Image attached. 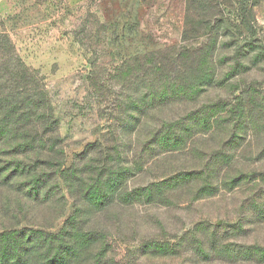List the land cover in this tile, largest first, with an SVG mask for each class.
<instances>
[{
  "label": "rangeland",
  "instance_id": "1",
  "mask_svg": "<svg viewBox=\"0 0 264 264\" xmlns=\"http://www.w3.org/2000/svg\"><path fill=\"white\" fill-rule=\"evenodd\" d=\"M0 45V58L12 56L4 71L23 73L25 86L46 99L59 122L49 145L21 160L31 167L48 163L57 172L86 170L92 174L82 175L78 187L89 194L103 159L91 151L82 161L85 152L122 140L126 165L133 166L159 121L184 118L187 110L210 113L208 132L193 137L182 154L149 163L125 191L208 166L220 172L219 193L173 206L144 200L114 207L109 225L99 218L96 226L107 231L117 264H264V0H0ZM180 73L200 82L197 103L166 107L138 133L131 121V134H121L131 107L172 90ZM207 73L216 76L214 86L205 85ZM130 138L137 143L131 148ZM203 152L208 157L197 159ZM222 154L226 167L216 160L208 165ZM14 187L0 193V234L11 231L13 241L34 230L58 232L64 214L72 213L71 201L63 210L55 201L50 211Z\"/></svg>",
  "mask_w": 264,
  "mask_h": 264
},
{
  "label": "trees",
  "instance_id": "2",
  "mask_svg": "<svg viewBox=\"0 0 264 264\" xmlns=\"http://www.w3.org/2000/svg\"><path fill=\"white\" fill-rule=\"evenodd\" d=\"M4 41L9 45L7 40ZM11 59V52L4 53L0 58V157H4L0 160V193L11 191L16 185L23 195L34 198L36 203L46 206L50 211L57 203L62 210L66 209L67 201H71L72 213L68 216L64 214L66 217L64 216L58 232L34 230L29 236L28 233L17 234L13 241L11 231H4L3 235L0 234V264H117V259L104 238L107 231L96 226L99 218L105 220V227L109 225L106 218L114 207H134L144 200L163 207L173 206L175 201L181 199L194 201L201 197H214L219 193L220 172H217L215 167L208 166L203 167L201 171L181 170L163 174L156 180L155 185L145 190L132 192L130 195H126L125 191L127 180L143 174L149 163L163 154L169 156L168 158L182 154L193 137L210 130L212 120L206 109L187 110L184 118L171 122L159 121L154 140L141 143L143 153L140 152L133 166L126 165L129 156L123 152L126 145L122 140L116 139L112 148L105 147L102 150L100 145H97L85 152L82 161L92 156L91 151L103 159L92 180V184H95L94 194L78 187L82 184V175L92 174L86 170L76 167L73 171L63 172L58 168L57 172L55 167L48 163H39L37 167L33 166L34 168L24 164L20 157L33 155L46 148L49 145L48 135H55L59 131V122L46 99L41 94L34 97V88L31 85L25 86L27 83L23 73L4 71L5 62ZM164 79H167V75ZM202 79L207 83V87L216 83L214 73H207ZM173 81L175 86L170 91H162L161 97L150 94L143 102L131 107L133 116L121 126V134H131L132 130L128 129L131 128V121L136 123L134 131L137 130L138 133L151 116L157 117L169 106L194 105L198 96L204 93L201 87H197L200 82L197 85L192 84L187 74L180 73ZM133 142L134 139L130 138V148L134 143L137 144ZM196 157L205 160L208 156L204 153ZM117 159L115 168L108 165V161ZM215 160L220 162L222 167L229 163L228 157L222 154V157L218 156L216 159L211 156L208 165L214 166ZM234 180H229L230 187H234ZM68 181H72V184ZM185 186L189 187L188 191L179 196L177 193ZM63 191H66V194ZM115 193L119 197L124 194V202H114L111 195L114 196ZM33 209L35 208L32 207L31 211ZM213 251L216 252L214 249Z\"/></svg>",
  "mask_w": 264,
  "mask_h": 264
}]
</instances>
